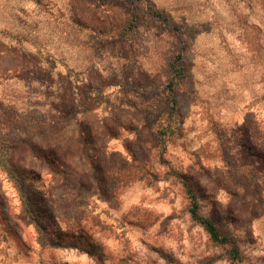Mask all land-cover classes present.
<instances>
[{
  "label": "rangeland",
  "instance_id": "obj_1",
  "mask_svg": "<svg viewBox=\"0 0 264 264\" xmlns=\"http://www.w3.org/2000/svg\"><path fill=\"white\" fill-rule=\"evenodd\" d=\"M0 264H264V0H0Z\"/></svg>",
  "mask_w": 264,
  "mask_h": 264
},
{
  "label": "trees",
  "instance_id": "obj_2",
  "mask_svg": "<svg viewBox=\"0 0 264 264\" xmlns=\"http://www.w3.org/2000/svg\"><path fill=\"white\" fill-rule=\"evenodd\" d=\"M172 101H174V100L172 99ZM174 103H175V101H174ZM124 165L120 169L121 172L124 173V172H127V170H128L129 173H133L130 170H137L138 174L140 173V175H138V174L136 175V176H138L137 179L140 180L142 178V174H141V172H139L138 166L131 168V167H129L127 165V162L126 161L124 162ZM140 170H141V168H140ZM134 174L135 173L128 174V176L125 177V178L126 179H129L130 177L135 176ZM108 175H109V171L108 170H106V171L105 170H102L101 176H102V183H104V185L107 184V181H110ZM117 177H119L121 179H124L122 177V175H117ZM118 181L120 182V179ZM15 182L18 183L17 184V185H19L18 186V189L21 190L22 189V186H23L22 185V180L20 181L19 179H16ZM26 190L31 192V190H32L31 186H27ZM29 202H30L29 199L27 200V203H25L24 201L22 202V206H23L22 213H26V214L27 213L29 214V212L32 213V211L28 207ZM189 213H190V217L192 218V220H194L197 224H199L204 229V231L207 233V235L209 237V240L212 243L221 244V245L230 244L232 246L231 247V250H232L233 256H236L237 251H236V248L234 247L233 241L227 239L226 237H222L220 235V232L218 231L217 227L210 220H208L206 218H202V217H200L197 214V203L195 201H192L191 206L189 208Z\"/></svg>",
  "mask_w": 264,
  "mask_h": 264
}]
</instances>
